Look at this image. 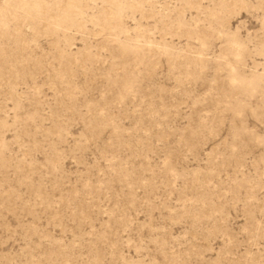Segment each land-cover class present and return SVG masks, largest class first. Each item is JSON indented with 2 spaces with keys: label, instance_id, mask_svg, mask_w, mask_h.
Here are the masks:
<instances>
[{
  "label": "rangeland",
  "instance_id": "rangeland-1",
  "mask_svg": "<svg viewBox=\"0 0 264 264\" xmlns=\"http://www.w3.org/2000/svg\"><path fill=\"white\" fill-rule=\"evenodd\" d=\"M0 264H264V0H0Z\"/></svg>",
  "mask_w": 264,
  "mask_h": 264
}]
</instances>
